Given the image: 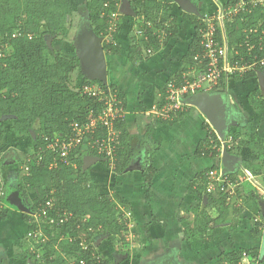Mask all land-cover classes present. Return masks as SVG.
Masks as SVG:
<instances>
[{"label":"trees","instance_id":"1","mask_svg":"<svg viewBox=\"0 0 264 264\" xmlns=\"http://www.w3.org/2000/svg\"><path fill=\"white\" fill-rule=\"evenodd\" d=\"M250 1L247 0V4ZM118 2L119 0H85L90 26L98 37L104 38V50L108 55H119L122 51L121 45L115 42V33L110 32L111 14L117 10ZM241 2L242 0H230L223 4V7L227 9ZM106 3H109L107 9ZM125 6L127 12L119 13L120 20L125 16L130 17L137 22L136 33L140 32L139 38L133 39L130 47L129 59L134 65L145 62L147 58L145 51L160 50L180 32L178 17L171 13L172 0H128ZM73 11L71 0H0V52L5 54V49H10L9 53L0 57V147L4 146V139L12 131L17 138L29 137L33 144L32 153H22L21 158L15 161L19 165L20 175L16 189L22 200L33 194L31 204L26 206L34 212L47 200L54 199L56 213L67 211L74 215L73 220L61 226L42 225L48 241L44 245H38L43 252L41 259H36L28 249L26 252L22 250V254L17 255V258L28 261L30 264H82V261L86 264H122L131 257L132 247L122 251L119 249L118 251L127 255V259L116 262L114 257L108 259L102 256L99 244L96 248L91 245V241L96 235H105L114 250L121 248L115 241L118 242L121 239L124 242V233L127 232V228L123 223L121 208L127 206H121L126 204L117 193L111 196L102 195L92 180L90 174L92 167L86 169L85 165L92 159L99 158L101 159L99 163L116 175L127 171L136 158V151L125 125V117L117 118L113 123V131L117 134L114 169L111 168L110 161L91 145L87 149L77 147L70 153L67 163L59 161L56 168H50L49 165L55 155L45 149L58 138L68 140L74 137L73 124H85L98 118L105 109L103 102L82 95L80 89L83 85L96 84L104 91L113 92L122 102L123 109L127 108L125 95L115 85L109 84L106 87L99 81L89 80L83 71L79 57L64 54L65 50L53 51L49 46V40L55 41L59 37L66 39L69 36V19L73 16ZM201 14L204 16L202 12ZM184 16L194 25L195 35L184 57L186 67L176 76L177 78L171 79L178 82L176 85L178 87L183 85L184 74L195 66L194 57L203 53L202 37L199 31L202 18L189 14ZM121 28L120 21L117 31L120 32ZM250 30H253V33H250ZM109 36L112 40L107 39ZM225 38L232 60L243 64L252 61L254 56L264 58V52L260 51L258 45L261 40L264 46V4H249L247 11L239 12L236 16L229 18L225 24ZM246 40L255 45L252 51H249L246 46ZM223 41V33L219 31L218 43L222 44ZM49 52L53 53L54 62L49 60ZM77 71H80V76L84 78L79 88L73 81ZM256 77L258 73L252 71L240 78L249 80ZM166 92L167 87H165ZM249 101L253 108L264 112V87L260 86L253 95L249 96ZM164 104L165 98L159 107H163ZM183 112L181 110L171 113L168 119L158 118L171 125L183 117ZM6 124H11V128L9 129ZM108 134V127L101 125L90 141L94 143L95 139H106ZM208 134L200 155L213 158L217 156V153L210 156L211 151L208 149L212 147L211 138L217 142L216 145H219V141L212 131ZM231 137L235 141L239 135L234 134ZM156 146L152 144V148L148 147L143 158L147 201H149L152 180L156 174L153 166V157L158 151ZM234 146L228 148V152H233ZM242 146H248L256 160V162L245 164L246 170L264 186V144L260 143L255 135H249L247 140L240 142L238 149ZM42 153L44 159L39 162L37 159ZM28 155L33 158L29 177L23 175L22 171V167L26 164L23 158ZM228 176L235 180L234 175L228 174ZM206 186L204 173L194 191L202 203L194 211V228L192 234L187 235L188 240L195 237L203 239L208 236L211 224L222 223V216L231 207L227 201V195L213 196L206 191ZM204 196H207V206L202 207ZM249 198L260 200L258 194L254 193H251ZM14 205V201L7 195L4 208L0 209V220L7 219L10 210L15 209ZM210 207L216 210L214 217L208 213ZM234 212H239L237 206H234ZM51 215H54L53 212ZM23 216L28 224L30 220L28 213H23ZM259 216L260 221L252 222V219L250 221L251 238L256 242L259 241V244L250 248L235 249L220 257L217 264H223L226 261L239 262L244 253L251 257L253 263L264 264V261L260 260L261 240L264 233V212L261 209ZM89 228L93 229V232L84 239L85 232L87 233ZM32 229L34 226L29 225V230ZM82 239L89 242V250L85 251L81 247ZM26 243L24 240L20 244L21 249L28 245ZM134 255L136 256L137 252H134Z\"/></svg>","mask_w":264,"mask_h":264},{"label":"crops","instance_id":"2","mask_svg":"<svg viewBox=\"0 0 264 264\" xmlns=\"http://www.w3.org/2000/svg\"><path fill=\"white\" fill-rule=\"evenodd\" d=\"M221 1L199 0L197 5L205 17L230 0ZM182 12L173 3L171 13L178 17L180 32L160 50L152 52L145 62L134 65L129 59L132 40L126 35L133 24L124 25L115 39L121 45V53L106 54L109 84L115 85L127 99L125 125L136 151V158L130 166H141L138 170L116 175L101 163H95L90 171L92 180L102 195L117 193L126 204L121 206H127L134 213L136 233L141 243L138 246L140 251H136V256L132 253L130 258L125 257L127 260L122 264H217L220 257L235 249L259 244V241L251 238L250 221L252 218L255 221L261 220L255 214H259V203L264 202V186L245 168V164L256 162L251 149L248 146L238 149L240 142L247 140L249 135H255L264 144V112L253 108L249 101V96L260 86L262 88L259 76L249 80L231 79L224 82L219 90L182 97L184 114L174 124H166L156 116L157 110L163 108L159 105L166 98L165 87L170 82L178 85L177 81L171 79L177 78L186 67L184 57L195 35L194 25L187 17L181 16ZM262 84L264 85V79ZM196 102L203 104L214 115L220 133H217L194 105ZM253 122L256 124L254 132L248 127V123ZM6 126L11 128V124ZM209 131L225 139L234 134L239 135L232 144L235 145L234 151L228 152L230 146L227 147L230 158L234 160V163L231 159L227 161L230 166L224 168V152L213 158L200 155ZM152 144L158 146L153 157L156 174L147 201L143 158L147 153L146 149L152 148ZM4 159V174L9 185L8 197L12 199V190L16 189L20 181L19 165L16 160H6L5 156ZM211 167L219 168L223 173L226 170L227 174L234 175L235 180L240 183L245 180L241 185L240 196L234 198L239 203L235 205L239 212L235 213L234 207H230L222 216V223L211 224L208 236L188 240L186 237L192 234L194 228V211L202 203L194 191L201 175ZM246 175L253 179H246ZM254 182L261 186V189L256 188L258 193L252 187L251 183ZM246 183L251 185L250 190L246 189ZM251 193L258 194L260 200L249 198ZM211 209L214 217L216 210L210 207V215ZM28 230L23 212L19 210H10L7 219L0 220V264H30L17 258V255L26 252L29 247ZM24 240L28 245L21 249L20 244Z\"/></svg>","mask_w":264,"mask_h":264},{"label":"built area","instance_id":"3","mask_svg":"<svg viewBox=\"0 0 264 264\" xmlns=\"http://www.w3.org/2000/svg\"><path fill=\"white\" fill-rule=\"evenodd\" d=\"M249 4L258 5L264 4V0H251ZM246 2H241L237 5L230 6L227 9L222 7L221 11L217 13L215 17L209 15L202 18L200 35L202 37V55H197L194 57L195 66L192 67L187 73L183 76V85L178 87L175 82H170L167 86L165 104L162 109L157 110V117L163 119H168L171 113L179 112L184 106H182L181 98L188 94H198V93H207L222 88L223 83L230 81L231 79L242 77L245 73L255 71L258 73V76H261L262 69L264 68V58H259L254 56L252 61L245 62L241 64L238 61H234L230 58L229 54V45L225 38V20L233 16H236L239 12L247 11L248 5ZM109 7V3L105 4V8ZM120 17L118 10L112 12L111 14V24L110 32H117V23L116 21ZM219 31L223 33V43H218V34ZM140 33V32H139ZM138 33V34H139ZM250 33H253V30H250ZM108 40H112V37H107ZM260 51L264 52V46L262 45L261 40L259 41ZM246 46L249 48V51H252L255 48V45L251 44L249 40H246ZM151 54L152 51L149 50ZM5 54L0 52V57H3ZM234 61V62H233ZM264 70V69H263ZM82 95L89 98H94L105 104V109L102 113L99 114L98 118L92 119L91 121L85 124L75 123L73 124V131L75 136L70 139L62 140L58 138L47 146L46 151H51L55 158L50 163V168H56L59 165V161L62 163L68 162V157L70 153L77 147H82V149H87L91 145L93 149H97V152L100 155L105 156L106 159L110 161L111 168L115 167V157H116V141L117 134L113 131V123L117 118H124L126 114V109L122 107V102L119 101L116 94L111 91H104L101 88H98L96 84H85L80 89ZM104 125L108 127L109 134L106 139L100 140L95 139V142L92 143L90 140L94 138V133L97 129ZM219 145H216L214 139L211 138V151L210 156L215 153L222 154L225 145H232L234 139L230 137L225 142L221 141L219 138ZM26 164L22 167L23 175L29 177L31 173L30 164L33 162L31 155L23 158ZM44 155L38 156V161H42ZM3 157L0 155V209L4 208L5 200L8 195V185L4 174V165ZM206 178V191L214 196L225 194L227 195V201L231 202L236 196L237 187L240 185L239 181L231 179L228 175L224 174L218 168H212L208 170L205 174ZM28 221V227L34 226V229L28 230L27 240L29 242L28 250L34 255L36 259H41L42 248H39L38 245H44L48 241V236H46L43 231L42 225L55 226V225H64L65 223L74 219V215L70 212H55V200H47L44 204H41L36 211L32 212L31 208ZM123 211V223L127 228V232L124 233V242L133 244L135 236L133 234L134 228L136 226L134 220V213L128 207H122ZM53 212L54 215H51ZM86 222L87 219L85 218ZM257 222V221H255ZM93 232V229L89 228L87 233L85 232L84 239L89 237L90 233ZM97 238H93L91 245L98 248L95 243ZM82 239L81 247L87 251L89 250V242ZM132 247V246H131ZM82 264H86L82 261ZM223 264H258L253 263L251 257L244 253L239 262H224Z\"/></svg>","mask_w":264,"mask_h":264},{"label":"rangeland","instance_id":"4","mask_svg":"<svg viewBox=\"0 0 264 264\" xmlns=\"http://www.w3.org/2000/svg\"><path fill=\"white\" fill-rule=\"evenodd\" d=\"M197 1H199V0H197ZM218 1L222 2L221 0H218ZM125 3H128V0H119L118 5H116V8H117V10H118V12L120 14L122 12V6H124ZM71 4H72L73 10H74L73 11L74 14L69 19V24H70L69 25V27H70L69 36L66 39H63V38L59 37V38H56L55 41H54V39L50 40V41L52 43L51 44V48L53 49V51L63 52L65 50L64 54H67V55H70V56H73V57H78L79 53H80V45L78 43V37H79L82 29L85 28L86 25H89V22H88V19H87L88 18V13H87V10L85 8V0H71ZM216 9L217 10L216 11L214 10L212 13H210L209 16L215 17L217 15V13H219V11H221L222 5H219V8L216 7ZM227 20L228 19L225 20V24H226ZM120 21H121L122 28L124 27V25L127 26V25L130 24V26H131L133 24L131 30L129 29L127 31V35L126 36H127L128 39H131L132 41H133V39L137 40L139 38V34L136 33L137 30H135L136 27H137V22H135V20L131 19L128 16L123 17V19H121V20H120V17H119L118 20L116 21L117 29H118V23H120ZM125 22H126V24H125ZM130 26H129V28H130ZM118 33H119L118 31L115 34L113 33L115 39H116ZM53 43H54V46H53ZM5 51H6V53H5V55H6L7 53L10 52V49L7 48V49H5ZM145 55H146V57L151 56L149 51H145ZM48 57H49V60L54 62L53 53L49 52L48 53ZM79 72L80 71H77L74 74V76H73V81L76 84V87H78V88L82 86L83 81H84V78L82 76H80ZM254 124H255V122H253V124L252 123H248V127L250 129L252 128V132H254V130L256 128V124L255 125ZM32 145L33 144H32V142H31L29 137L17 138V136L12 131L4 139V146L0 147V155L3 157V161L5 160L4 156H5L6 160H10L11 159V160L15 161V160L19 159V157L21 158L22 153H26V154L32 153V150H31ZM227 159H231V158H227ZM227 166H230V163L229 164L227 163L225 168ZM245 178L248 179V180L253 179L249 175H246ZM244 181L242 183H240V185L237 187L236 196H238L241 193V189H242L241 185H243ZM251 184H252V187L254 188L255 192L258 193L256 188L261 189V186L257 182H254V183H251ZM245 187H246V189L250 190L251 185L246 183ZM33 197H34V195L30 194L29 197L25 198V200H24L26 202L25 204L29 206L31 204V201L33 200ZM229 204L231 205V207H234L235 205H239L238 201L236 202V199H234V198L232 199L231 202H229ZM241 207H243V206H241ZM210 213L211 214L213 213L212 209H211ZM214 214H216V213H214ZM255 216H259V214L257 213V214H255ZM255 220H256L255 218H252V222H254ZM233 227H235V226H233ZM250 227H251V225H250ZM134 231L135 232H133V234L135 236V240H134L133 244H131V246L133 248V250H132L133 254L136 251H140V248H138V246H139V244H141L140 243V237L136 233V226L134 228ZM122 237H123V235H122ZM106 239H107V237L105 235H97V238H96V241H95V243L97 245L99 244V247L101 246V251H102L101 255L108 257V259H110V257H112V258L114 257V260H116V262H119L120 260H124L126 255H125V253H121V251L131 247L130 244L126 243V242H123L121 239H119L120 241H118V242L115 241V242L121 248H117L116 250H114L112 248V245L110 244V242L107 241ZM123 247H125V248H123ZM119 249L121 251H118Z\"/></svg>","mask_w":264,"mask_h":264},{"label":"water","instance_id":"5","mask_svg":"<svg viewBox=\"0 0 264 264\" xmlns=\"http://www.w3.org/2000/svg\"><path fill=\"white\" fill-rule=\"evenodd\" d=\"M246 2L247 0H243ZM173 3L177 4L181 10L189 15H196L198 17L204 18V16L201 14L199 7L197 4H195L192 0H172ZM125 8V9H124ZM126 6H122V11L127 12ZM88 19V18H87ZM89 22V19H88ZM78 43L80 45V53L79 58L81 60L82 68L85 73V75L89 78L91 81H99L104 86H109L108 81V71H107V58L106 53L104 50V38L98 37L93 29L89 25H86L85 28L82 29L79 37H78ZM49 46H51V41H48ZM264 77V76H263ZM263 77L262 75L259 76L260 83L263 88ZM204 94V93H203ZM196 107L200 109V111L205 115V117L208 119L212 127L217 131V133H220V127L217 125L214 115H212L203 104L200 102L194 103ZM219 127V128H218ZM220 135V134H219ZM221 137V136H220ZM222 140H225V138H221ZM224 168L227 165V161L230 159V155L227 152L226 146L224 147ZM101 159L94 158L90 162H88L85 165V168L88 169L92 167L95 163H99ZM232 163H234V160L231 159ZM140 165H134L128 167L127 171H134L140 169ZM225 170V169H224ZM224 174H227L226 170L224 171ZM20 193L14 188L12 190L11 198L15 203V209L19 210L23 213H30V209L24 204L22 198L19 195ZM207 204V196H204L203 200V207H205ZM260 209L264 212V202H260ZM260 260L264 261V233L261 240V247H260Z\"/></svg>","mask_w":264,"mask_h":264},{"label":"clouds","instance_id":"6","mask_svg":"<svg viewBox=\"0 0 264 264\" xmlns=\"http://www.w3.org/2000/svg\"><path fill=\"white\" fill-rule=\"evenodd\" d=\"M207 93H208V92H207ZM213 134H215V132H213ZM216 136H217V139L219 138V139H220L221 141H223V142H225V141L227 140V139L222 140L217 134H216ZM230 137H231V136H230ZM232 138H233V137H232ZM228 139H229V138H228ZM234 142H235V141H234ZM234 142H233V144H234ZM225 146H226V148H227V147H229V146L231 147L232 145H229V144H228V145H225ZM223 150H224V149H223ZM223 152H224V151H223ZM223 152H222V154H223ZM222 154L218 153L216 157H218L219 155H222ZM212 168H215V167H211L210 169H212ZM210 169H208V170H210ZM218 169H219V168H218ZM208 170H207V171H208ZM207 171H206V172H207ZM206 172H205V174H206ZM226 175H228V174H226Z\"/></svg>","mask_w":264,"mask_h":264},{"label":"flooded vegetation","instance_id":"7","mask_svg":"<svg viewBox=\"0 0 264 264\" xmlns=\"http://www.w3.org/2000/svg\"><path fill=\"white\" fill-rule=\"evenodd\" d=\"M195 4H197V0H192ZM199 7V6H198ZM181 9V8H180ZM200 10V9H199ZM200 12H201V10H200ZM185 14V12H182V15L181 16H183Z\"/></svg>","mask_w":264,"mask_h":264}]
</instances>
